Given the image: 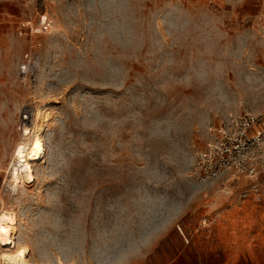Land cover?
<instances>
[{"label": "rangeland", "instance_id": "374dc122", "mask_svg": "<svg viewBox=\"0 0 264 264\" xmlns=\"http://www.w3.org/2000/svg\"><path fill=\"white\" fill-rule=\"evenodd\" d=\"M262 12L264 0H0V213L31 264H166L215 247L206 219L213 233L264 217V199L239 200L252 180L195 176L218 127L246 114L264 126ZM38 129L44 160L9 185L14 148Z\"/></svg>", "mask_w": 264, "mask_h": 264}, {"label": "built area", "instance_id": "2783aa9c", "mask_svg": "<svg viewBox=\"0 0 264 264\" xmlns=\"http://www.w3.org/2000/svg\"><path fill=\"white\" fill-rule=\"evenodd\" d=\"M264 27V12L260 14ZM28 55L26 58L28 59ZM26 71V67L23 68ZM263 117L246 114L231 118L214 131L213 140L198 154L195 176L211 182L226 175L247 178L253 183L239 196L241 204L264 199V126ZM216 221L206 219L202 228L209 231Z\"/></svg>", "mask_w": 264, "mask_h": 264}, {"label": "crops", "instance_id": "0c3cea01", "mask_svg": "<svg viewBox=\"0 0 264 264\" xmlns=\"http://www.w3.org/2000/svg\"><path fill=\"white\" fill-rule=\"evenodd\" d=\"M221 224L214 234V248L199 241L198 247H190L186 252L188 245H184L182 254L169 257L166 264H264V217L252 216L247 221ZM245 224L252 226L244 229Z\"/></svg>", "mask_w": 264, "mask_h": 264}, {"label": "bare ground", "instance_id": "6f19581e", "mask_svg": "<svg viewBox=\"0 0 264 264\" xmlns=\"http://www.w3.org/2000/svg\"><path fill=\"white\" fill-rule=\"evenodd\" d=\"M40 132L41 130L38 129L34 131L31 136L24 135L23 140L14 148L12 154V165L10 167L11 179L9 180V185H13V183L18 184L21 177L22 179H30L31 169L38 166L37 161L44 160L45 148L43 146V137L39 134ZM0 226L10 230L5 236V239L11 241L10 245H0V250L9 247L12 251L2 253L0 256V264H31L28 259L30 254L29 248L21 244H17L18 247H16L13 240V235H15L17 231L16 216L9 211L1 212ZM21 250L25 253L23 257L17 256V253Z\"/></svg>", "mask_w": 264, "mask_h": 264}, {"label": "snow or ice", "instance_id": "6c2138e0", "mask_svg": "<svg viewBox=\"0 0 264 264\" xmlns=\"http://www.w3.org/2000/svg\"><path fill=\"white\" fill-rule=\"evenodd\" d=\"M9 229H6L3 226H0V245H10L11 241L8 239H5V236L9 233ZM25 255L24 251L21 250L17 253V256L23 257Z\"/></svg>", "mask_w": 264, "mask_h": 264}]
</instances>
